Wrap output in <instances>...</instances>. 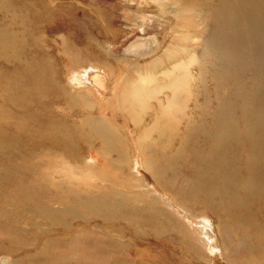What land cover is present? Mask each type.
Masks as SVG:
<instances>
[{
	"label": "rangeland",
	"instance_id": "1",
	"mask_svg": "<svg viewBox=\"0 0 264 264\" xmlns=\"http://www.w3.org/2000/svg\"><path fill=\"white\" fill-rule=\"evenodd\" d=\"M175 1L194 5L204 0H187V3L184 0H0V32L10 35L8 40L12 42L11 47H0V127L5 126L8 132H19L21 139L26 138L24 142H32L46 138L44 122L53 117L54 122L63 124L58 131L53 126L50 137L55 139L52 141L55 145L44 152L36 149L37 153L57 156L78 167L92 164L91 154L98 152L102 160L95 158L93 161L99 167L106 168L119 180L129 177L130 184L144 181L146 189L153 190L152 193L138 196L134 188L116 185V189H107L109 193L99 197L105 202H119L126 211L125 217L118 213L115 216L125 228V234L120 237L124 243L108 248L104 246V249L123 251L131 263L137 261L138 264H242L258 253L257 244L262 235L261 228L255 230L254 222V225H246L249 220L238 214L241 203L248 198L246 195L252 196L248 200V207L257 206L254 213L256 224L264 218L259 206L261 202L259 198H254L255 189L252 190L254 192L249 191L250 179L246 178V169L240 164L243 154L236 152L234 168L222 171V178L207 177L216 179L218 187L223 186L228 193L230 191L223 200L227 203L226 207L235 210V216L221 211L211 199L205 200L206 188H209V192L215 189L216 196L219 188L200 184L203 173L197 168L192 169L191 165L189 168L187 153L179 151L181 154H176H180V157H169L175 166L170 164L166 167L165 161L163 173L157 177L138 157L140 150L136 137L140 132L148 129V135L141 138L147 153L168 157L181 148L178 138L185 127L202 119L204 107L211 113L218 103L216 82L212 78L217 59L215 56H204V62L196 60L207 44L205 34L210 29L211 12L204 13L193 8L178 15L172 10ZM194 7L197 8V5ZM186 34H189V39L180 41L179 38ZM184 46L194 49L195 59L175 66L172 59L187 56L180 50ZM76 73L79 74L76 76ZM179 73L188 78L187 86L177 91L182 94L180 102L164 109L163 105L166 106L170 95L175 92L173 86L163 88L161 85L167 84ZM21 81L24 88L11 101L12 85H19ZM255 83L264 90V84L259 80ZM124 85L140 86L142 90L131 94L133 102L129 104L119 103L113 93ZM92 118L95 122L100 118L102 120L97 129L89 120ZM31 122L34 131L32 136H28ZM174 123V143L167 145L160 128H168ZM104 128L118 150H104V144L98 137L100 129ZM21 152L24 153L23 150ZM184 154L187 159L182 156ZM19 155L22 157L16 158L17 164L28 163L22 161L23 154ZM110 160L114 163L107 165ZM9 164L0 160L1 166ZM9 168L6 166V169H2L5 180L18 178L19 173L24 176L33 173L28 170V164L23 168H13L11 172ZM67 173H58V180L72 176L70 181L63 182L66 185L73 181L79 183L80 180L88 184L96 178L91 172L83 179L72 172ZM188 177L200 182H188L183 186L182 181ZM218 180H224L226 184L221 185ZM259 183L264 186V179ZM236 184L239 185L233 189ZM2 187L10 195L14 191V187ZM124 189L126 191L123 192ZM233 193L238 197L234 198ZM64 194L65 188L48 191L51 199ZM16 200H10L11 204L1 202L6 213L0 215V264H34L33 259L42 257L39 255L41 241H60V237L69 233H64L62 229L47 233L45 229L53 223L51 218L32 214L29 219L21 210L25 202ZM167 200L175 203L171 205ZM52 204L60 211L59 203ZM41 206L47 207L46 202H42ZM205 213L210 215L214 224L209 230L215 237L212 245L218 247L216 249L202 242L195 223L187 219L189 214L194 222H199L202 217L197 221L195 215ZM60 215L75 229L97 230V233L92 230L96 234L91 237L81 233L92 240L106 239V227H110V224L102 218H74L68 211H61ZM89 215H95V212L91 211ZM33 216L41 222L40 227L32 224ZM132 229H136V232H131ZM111 231L112 236L117 238L118 231ZM222 231L226 232L223 237ZM222 244L235 249L226 252ZM228 253L235 257L234 263H230ZM84 255L80 254L82 257ZM62 264L70 263L63 261Z\"/></svg>",
	"mask_w": 264,
	"mask_h": 264
},
{
	"label": "bare ground",
	"instance_id": "2",
	"mask_svg": "<svg viewBox=\"0 0 264 264\" xmlns=\"http://www.w3.org/2000/svg\"><path fill=\"white\" fill-rule=\"evenodd\" d=\"M184 1L187 3V0ZM198 2L200 4L190 5V2L185 4L184 2L175 1V3L172 4L174 7L172 10L178 15L182 14L184 10L190 11L193 8L200 9L204 13L211 12V23L208 24L210 29L208 33L205 34V41L207 44L203 48L200 58L198 56L196 60L199 61L200 59L201 62H204V56L205 58L215 56L217 59V62L214 64L215 69L212 78L216 82L215 94L218 103L211 113H208L207 107L203 108V113L207 115V118H210L207 119L203 114L200 117L202 119L196 120L200 123L193 122L185 127L178 138L181 141V148L170 153L168 157L158 153H147L145 145L141 143V138L144 137V135H148V129L140 132L136 137L138 149L140 150V155H138V157L141 159L144 166L152 170L157 177L162 175V166L165 161L166 167H169L170 164L172 167L175 166L173 160L169 157H180L182 152L187 153L190 162L189 168L191 165L192 169L197 168V171H201L203 173V176H201L203 179L200 182L198 179L188 177L182 181V185L185 186L188 182L192 184H198L200 182V184L204 186L207 185V187L210 188H219L218 196H216L215 189L209 192V188H206L204 192V197H206L205 200L211 199L215 206L220 207L221 211H228L229 214H234L235 216V210L226 207L227 203L223 200V198L229 196L230 191L228 190V193L223 186L218 187L216 179L222 178V171L227 172L234 168L236 162L234 156L236 152H240V154H243V161L240 164L246 169V178L248 180L250 179L248 184H250L249 188L251 190L249 191L254 192L252 190L255 189L254 198H259L261 202L259 206L264 213V186L259 183L261 179H264V90L255 86L257 80H259L262 85L264 84V0H204ZM195 5H197V8L194 7ZM203 20L208 22L205 18H203ZM186 25L188 26L189 24ZM189 26L191 27L192 24ZM8 37H10V35L6 32H0V47H11L12 42L8 40ZM188 39L189 34L182 35L179 38L180 41H187ZM180 50L184 51L187 56H180L172 59L175 66L185 65L190 59H195L193 57L195 51L192 47L184 46L180 47ZM78 74L79 73H76L75 75L77 76ZM187 76H189V74H187ZM226 79H228V81H226ZM247 80L249 83L247 82L246 84ZM187 81L188 78L179 73V75L173 76L167 84L161 85L163 88H170L173 86L175 92V94L170 95L166 106L163 105L164 109L173 107L180 102L179 99L182 94H178L177 91L179 88L186 87ZM129 82L130 80L127 81V83ZM22 83L21 81L19 85L16 83L12 85L14 90H12L10 94L11 101H14L16 93H19L21 89L24 88V83ZM100 85L101 84H99V86ZM125 85L118 90L114 89L115 92L113 93H115V97L119 103L129 104L133 102L131 94L140 93L142 90L140 86L137 87L134 85L125 87ZM100 119H97L98 122H95L93 118L89 120L90 122L92 121L91 123L97 129L98 125L102 122ZM32 123L33 122L30 123L32 127L28 128V136H32L34 131ZM62 125L63 124L54 122L53 117H51L44 122L45 128L43 129L47 132V139L31 140L32 142H24L26 138L21 139L22 136L19 132H8L5 126L4 128L0 127V160L7 161L8 164L10 162L9 165H6L10 167V172L13 171V168H23V166L27 164L28 170L33 171L32 175L25 174V176L17 171L20 175L18 178H7L5 180L3 179L4 173H2V169H6V166H4L5 164L2 166L0 165V183H2V186H8V188L14 187V191L10 195L6 193L7 190L3 191L5 188L0 185L2 188V192L0 191V215H5L6 213L1 202H10L11 204L10 200L17 201L16 199H21L25 203L22 208H20L29 219L32 214L45 215L51 218L53 223L45 229L47 233H53V231H58L59 229H62L64 233H69H63L64 235L62 237L64 239L60 237V241H55L54 239H50L46 242L41 241L39 255L42 257L41 259H33L34 264H62L63 261L70 264H138L137 261L131 263L126 253L123 251L120 252L114 250V248H103L104 246L107 248L111 247L114 244L120 246L124 243L120 237L125 234V228L117 222L115 216H117L116 213H118L125 217L126 211L119 202H105V200L99 197L103 196L105 193L108 194L116 185H122L124 188L126 186L127 189L134 188V193L138 196L146 195L148 194L147 192L152 193L153 190L146 189L147 184L144 181H142L141 184H130L131 181H129V177L119 180L117 177L113 176V174L108 173L106 168L99 167L96 161H93L95 158L97 161L102 160L100 157L101 153L99 154L98 152H93L91 154L92 164L79 165L78 167H74L67 160L57 156L49 155L48 153H45V155L43 153H37L36 149L44 152L55 145L52 142L55 141V139H51L50 134L53 131V126L55 130L58 131ZM164 125L167 126V124ZM174 125L175 123L168 128H160L162 137L166 138L167 145L174 143L175 137L172 134ZM2 128L5 129V131L2 130ZM104 129L105 130L100 129L101 132H99L100 135L98 136L101 138L100 142L104 144V150L109 152L118 150L116 146L113 145L111 136L104 132L107 131L106 128ZM22 150L24 153L21 152ZM177 152L180 154H176ZM19 154H23L24 157L22 161H27L28 163L17 164L16 158L22 157V155ZM182 156L185 157V154ZM103 163L106 164L105 161H103ZM113 163V160H110L107 165ZM194 164H197V166ZM62 171H68L67 174L72 172L77 175V177L81 178L87 175L88 172H91L92 176H96V178L88 184L80 180L81 182L79 183H73V181L72 184L66 185L63 182L70 181L72 176H64L58 180V173ZM210 176L216 179L207 178ZM235 178L237 179V176H235ZM218 181L221 185L226 184L224 180ZM230 182L232 183L233 181L231 180ZM238 185L239 184H236L233 189ZM62 188L66 189V194L61 197L57 196V199H51V197H49L48 191H51V189L58 191ZM124 191H126V189H124L123 192ZM59 192H61V194L63 193V191ZM210 193L212 196H210ZM233 196L234 198L238 197L236 193H233ZM246 196H248V198L241 203V207L238 208L240 212L237 213L249 220L246 225L255 224V230L261 228L262 235L260 243L257 244V246H259L258 253L252 255L249 261H244L242 264H250V262H253V264H264V218L256 224V214L254 215V213L256 212L257 206L253 208L248 207V200L252 199V196ZM42 202H46L47 207L44 208L41 206ZM52 202L60 204V211L53 207ZM167 202L171 205L175 203L170 200H167ZM61 211H68L74 218L77 217L84 220H93V217L102 218L110 224V227H106L108 229L105 234L106 239L103 240L105 237H102L100 240H92L89 236L95 235L97 230L92 229L96 232L95 233L92 230L75 229L73 224L68 223L66 219L60 215ZM91 211L95 212V215H89ZM209 216L210 215L206 213L202 216L195 215L197 221L199 217H202V220L194 222V218H190L188 214L187 219L189 222L195 223L196 231L198 233L200 232L202 242L216 249L218 247L212 245L215 237L210 231L213 223ZM31 222L37 227L41 225V222L36 221L34 216ZM252 222H254V224ZM200 223H203V225ZM197 224L200 225L198 226ZM227 225L226 222L225 227H227ZM114 229L118 231L119 237L117 236V238L113 237L111 234V230ZM131 232H136V229H132ZM81 233L89 234V236H85ZM222 233V237L226 235V232L224 233L222 231ZM6 234L8 237V233ZM82 237H84V239ZM224 244H222V246L226 252L232 249L229 245ZM234 249L230 250V252H233ZM81 253L85 254L84 257L80 256ZM227 258L230 260V263L235 262V257H232L229 253Z\"/></svg>",
	"mask_w": 264,
	"mask_h": 264
}]
</instances>
